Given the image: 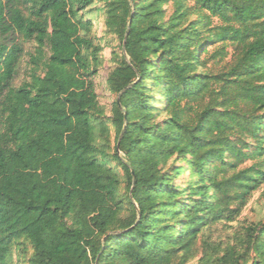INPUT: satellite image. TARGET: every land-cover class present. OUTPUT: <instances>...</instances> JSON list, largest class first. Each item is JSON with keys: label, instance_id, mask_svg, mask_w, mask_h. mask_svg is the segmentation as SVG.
I'll return each mask as SVG.
<instances>
[{"label": "trees", "instance_id": "1", "mask_svg": "<svg viewBox=\"0 0 264 264\" xmlns=\"http://www.w3.org/2000/svg\"><path fill=\"white\" fill-rule=\"evenodd\" d=\"M97 17L122 50L107 80L110 117L94 81ZM9 36L36 44L17 88L24 49ZM216 45L209 58L232 45L233 65L202 71ZM0 120V264L23 239L34 251L27 264L186 262L264 182V0H0ZM174 158L192 172L184 188ZM245 232L243 251L199 264H264V224Z\"/></svg>", "mask_w": 264, "mask_h": 264}, {"label": "rangeland", "instance_id": "2", "mask_svg": "<svg viewBox=\"0 0 264 264\" xmlns=\"http://www.w3.org/2000/svg\"><path fill=\"white\" fill-rule=\"evenodd\" d=\"M97 5V7H99ZM165 9H168V12L171 13V7L166 6ZM95 9H93L94 11ZM95 13V12H94ZM95 15V14H91ZM195 18V16H194ZM94 26L92 27L90 35L99 39L100 44L104 47L100 57L102 65L99 68L98 75L94 78L96 93L99 98L100 106L103 109V116L110 117L112 115L113 103L116 100V97L110 93L108 89L107 80L110 73L117 67V56L122 54L121 44L118 37L111 34L105 33L106 28L104 21L101 17H97L92 20ZM213 24H218L217 19H213ZM15 37L16 40H19L18 36H9ZM6 40V39H5ZM4 40V41H5ZM20 43L23 45V55L18 67V72L15 80L13 81V87L17 88L22 83L29 81L30 74L32 72L33 65L31 64V57L35 55L36 44L33 41L25 42L20 38ZM219 45L211 46L208 48V52L202 55L203 60H206L207 67L202 68L201 70H207L209 72L218 74L223 73L231 68L234 63L235 50L232 45L224 46L223 55L216 60L209 58L210 55L215 53L219 49ZM222 47V46H221ZM166 115H162L158 122H161L165 119ZM3 130V125L0 120V132ZM99 144L102 145V142L99 141ZM116 146V132L114 129L111 130L110 142L108 144V153L110 158L113 157L114 148ZM121 157H123L120 154ZM255 163V160H246L243 162H235L234 168H229L226 176H233L235 173L246 170L250 168ZM110 165L114 167L120 177L124 178V172L118 163L114 160L111 161ZM178 167L185 170V172L178 178L174 180V186H181L184 188L187 185V182L191 177V170L186 163L184 164L182 160L172 159L169 162V167ZM169 169V168H168ZM168 171V170H167ZM121 193L126 196L128 194L126 190L125 182L122 183ZM264 224V182L259 185V188L255 190L247 205L241 212L240 217L231 223H219L214 225L208 230H205L203 235H201L197 241L194 251L192 252V257H189L186 262L183 261L181 255L179 258L175 259L174 264H199L201 259L206 256H211L214 259L224 255V250L227 247L234 246L237 250H244V246L240 245V241L245 239L246 228L252 225ZM19 253V254H18ZM34 253L32 245L23 239L20 244H17L13 250V259L12 264H27L24 259H29ZM21 256L19 259L18 256Z\"/></svg>", "mask_w": 264, "mask_h": 264}]
</instances>
